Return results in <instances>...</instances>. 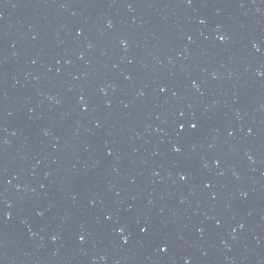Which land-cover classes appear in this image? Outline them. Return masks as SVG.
<instances>
[{
  "label": "water",
  "instance_id": "obj_1",
  "mask_svg": "<svg viewBox=\"0 0 264 264\" xmlns=\"http://www.w3.org/2000/svg\"><path fill=\"white\" fill-rule=\"evenodd\" d=\"M0 264H264V0H0Z\"/></svg>",
  "mask_w": 264,
  "mask_h": 264
},
{
  "label": "snow or ice",
  "instance_id": "obj_2",
  "mask_svg": "<svg viewBox=\"0 0 264 264\" xmlns=\"http://www.w3.org/2000/svg\"><path fill=\"white\" fill-rule=\"evenodd\" d=\"M182 179H183V177H181ZM141 231H144V229L143 228H141ZM163 250V249H162Z\"/></svg>",
  "mask_w": 264,
  "mask_h": 264
}]
</instances>
